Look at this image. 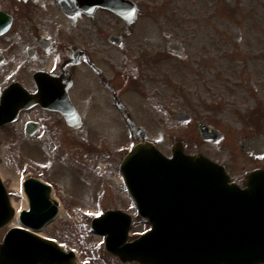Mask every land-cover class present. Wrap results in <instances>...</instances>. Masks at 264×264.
I'll list each match as a JSON object with an SVG mask.
<instances>
[{"label": "flooded vegetation", "instance_id": "obj_1", "mask_svg": "<svg viewBox=\"0 0 264 264\" xmlns=\"http://www.w3.org/2000/svg\"><path fill=\"white\" fill-rule=\"evenodd\" d=\"M70 1L67 12L61 0H0V103L14 85L36 96L35 105L22 111L17 123L0 127V154L4 148L14 155H19L18 150L27 154L35 148L32 142L45 136L54 146L64 143L61 138L81 137L84 156L101 158L106 151L92 153L88 141L111 133L124 135L125 122L138 119L135 107L149 100V94L156 104L144 109L145 120L156 123L158 115L175 116L170 104L176 88L185 93L178 95L183 105L195 107L204 99L205 85L214 82L211 71L221 53L190 50L196 37L161 29L158 22L166 23L161 10L169 5L167 1L108 0L107 6L95 9L87 0ZM191 121L204 122L197 115ZM112 154L118 162L123 157L122 152ZM81 166L100 179V163ZM234 183L246 187L240 173ZM124 195L129 207L109 205L107 210L125 211L132 216V228H138L137 206ZM1 231L0 245L7 233ZM56 239L65 253L76 250ZM90 260L78 255L74 263L92 264Z\"/></svg>", "mask_w": 264, "mask_h": 264}, {"label": "rangeland", "instance_id": "obj_2", "mask_svg": "<svg viewBox=\"0 0 264 264\" xmlns=\"http://www.w3.org/2000/svg\"><path fill=\"white\" fill-rule=\"evenodd\" d=\"M164 1L169 5L161 10L165 11L163 22H166H158L161 29L164 26L169 31L174 29L178 36L196 37V40L193 38L194 43H191L193 49L190 50L221 53L218 65L211 71L214 82L205 85L202 102L195 107H184L178 101L177 95L185 93L176 88L174 96L171 97L170 89L166 88V93L174 103L171 106L174 110L192 111L195 115L204 118L213 127L219 129L224 138L219 143H205L201 140L195 123H179L175 119L166 117L160 119V116L156 127L155 124H151L150 127L149 122L144 123L143 103L141 107L138 105L135 107V113L143 125L149 126V137L157 142L163 151L169 153L168 144H171L173 139H182L187 143L188 151L196 153L198 149H202L235 174H241L244 169L252 168L260 162L264 164V158L258 163L256 159L247 155L242 147V141L249 134H264V0ZM157 2L161 3L162 0ZM208 5H211L209 9ZM187 10L191 12L188 13ZM192 10L196 11L198 17ZM111 123L117 127L116 123ZM120 137V133L106 136L107 140L115 144L109 145L118 150L122 147H125V150L128 142H134L128 138L117 140ZM74 138H61L64 142L63 147L56 149L49 146L51 153L47 152L43 141H37L34 150L32 146L33 151L25 155L20 154L16 146L14 148L18 150V156L13 152L9 153L6 148L1 155L3 158L8 157L9 162L17 168V172L24 162L30 169L29 174L41 176L42 173L55 185L58 192L55 191L54 197L60 199L61 196L66 213L61 219L58 216L48 225L46 233L79 248L82 259L90 258L93 264H108L100 258L101 237L90 234V231L93 221L105 215L109 205L128 207L125 204L127 199L123 197L122 186L117 181L118 175L109 167L116 158L107 159L109 169L102 167L99 180H105V184H100L93 173L79 167L81 163L96 164L102 160L94 154L84 156L85 151L80 150L79 145L84 138ZM88 142L94 148L92 153L101 150L99 139ZM71 150L74 157H77L75 164L69 154ZM11 182L10 179L7 180L10 189ZM20 199L21 196L18 195L16 202ZM82 210L92 212L83 214ZM147 227L146 225L136 228L132 238ZM101 253V257L109 262H117L104 248Z\"/></svg>", "mask_w": 264, "mask_h": 264}, {"label": "water", "instance_id": "obj_3", "mask_svg": "<svg viewBox=\"0 0 264 264\" xmlns=\"http://www.w3.org/2000/svg\"><path fill=\"white\" fill-rule=\"evenodd\" d=\"M62 6L66 10L70 7L64 1ZM16 105L14 110L17 111ZM1 109L5 110L6 105ZM2 113L1 119L5 118ZM4 118L0 125L12 120ZM200 132L206 139L217 138L206 127H200ZM138 134L141 144L130 153L123 169L141 212L154 211L156 205L150 198L174 195L181 198L173 201L172 208L158 209L159 212H170L171 216L168 219L151 218L155 227L152 232L124 249L116 250L131 260L159 264L264 263V171L251 173L247 177L250 190L239 191L227 186L229 175L226 170L204 156L184 155L183 149L175 144L174 156L169 159L147 141L145 131L140 129ZM245 147L255 154H263L264 138L248 139ZM25 191L30 211L22 213L21 223L40 230L57 215L58 203L51 199V188L38 180H28ZM13 215L0 179V228ZM109 221L116 219L107 216L95 221V225ZM126 229L127 226L113 234L112 240L122 242L127 235ZM32 236L30 241L24 238V242L32 245L35 242L32 239L41 240ZM33 251L30 247V252ZM51 254V260L56 261V254ZM1 263L8 264L6 261Z\"/></svg>", "mask_w": 264, "mask_h": 264}, {"label": "bare ground", "instance_id": "obj_4", "mask_svg": "<svg viewBox=\"0 0 264 264\" xmlns=\"http://www.w3.org/2000/svg\"><path fill=\"white\" fill-rule=\"evenodd\" d=\"M0 170H1L2 176L5 179H7V180L10 179L12 181L11 182V188L13 190H17L20 192L23 191L22 177L19 174H17V172H16L17 168L14 167L11 162H9L8 157H6V159L2 163ZM13 204H14V207L17 211V216L14 219V221L12 222V225L18 226V225H20L18 213L22 209H27L28 205H27V201L25 199H22L18 202H13ZM65 213H66V209H63L61 207L59 219H61ZM44 234H45V232H44Z\"/></svg>", "mask_w": 264, "mask_h": 264}]
</instances>
